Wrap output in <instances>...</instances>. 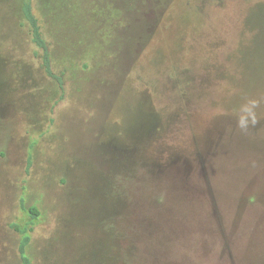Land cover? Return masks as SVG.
I'll return each instance as SVG.
<instances>
[{
	"label": "rangeland",
	"instance_id": "obj_1",
	"mask_svg": "<svg viewBox=\"0 0 264 264\" xmlns=\"http://www.w3.org/2000/svg\"><path fill=\"white\" fill-rule=\"evenodd\" d=\"M0 0V264H264V0ZM37 208L33 216L29 208Z\"/></svg>",
	"mask_w": 264,
	"mask_h": 264
},
{
	"label": "trees",
	"instance_id": "obj_2",
	"mask_svg": "<svg viewBox=\"0 0 264 264\" xmlns=\"http://www.w3.org/2000/svg\"><path fill=\"white\" fill-rule=\"evenodd\" d=\"M23 12L25 14L26 19L28 20L30 24L34 43L44 51V67H45L47 74L50 77L54 78L56 81H58L63 87L62 78L53 72V69L51 66V59L49 55V45L44 37L40 19L35 14V11L33 8V0H23ZM29 210L32 212L33 216L39 215L37 208L31 207L29 208ZM15 227L23 235L21 244H20V253L22 256L23 264H30L31 261H30L29 256L27 255V246L29 245L31 241L29 229L27 228L20 229L18 226H15Z\"/></svg>",
	"mask_w": 264,
	"mask_h": 264
},
{
	"label": "clouds",
	"instance_id": "obj_3",
	"mask_svg": "<svg viewBox=\"0 0 264 264\" xmlns=\"http://www.w3.org/2000/svg\"><path fill=\"white\" fill-rule=\"evenodd\" d=\"M262 103H264V96L245 98L236 113V127L241 132H247L250 127L257 125L259 122L257 110Z\"/></svg>",
	"mask_w": 264,
	"mask_h": 264
}]
</instances>
